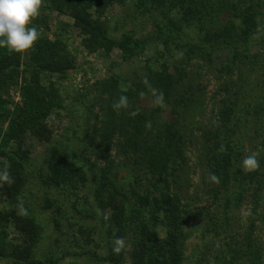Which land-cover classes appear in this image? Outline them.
<instances>
[{
    "label": "trees",
    "instance_id": "trees-1",
    "mask_svg": "<svg viewBox=\"0 0 264 264\" xmlns=\"http://www.w3.org/2000/svg\"><path fill=\"white\" fill-rule=\"evenodd\" d=\"M48 8L57 13H68L74 26L82 34L86 47L91 50L111 51L118 49L123 57L132 58L143 53L149 46H160L166 55L177 51L175 60L170 63L156 61L157 67L147 66L143 78L133 82L130 87L121 88L115 78L98 82L94 87L105 101L100 105V112L95 114L97 123L92 126V143L100 152L101 158L109 155L112 148L131 159L139 176L138 183H145L146 194L133 193L139 207L148 208L150 218L161 223L166 232L163 238L151 233L147 222H139L138 232L130 254L131 264H182L181 243L183 238V209L180 205V186L174 165L182 166L185 140L180 131L183 124L179 121L185 112L200 105L202 96L196 92L193 82L197 71H189L190 62L202 60L205 68L216 70L219 81L218 111L212 129L203 134L207 158L210 193L214 197L228 193L235 187H242L236 201L251 193L252 200L258 203L264 186V151L258 156L260 167L253 171L242 168L243 154L241 145L237 147V131L245 127L249 120L261 122L264 114V87L260 95L249 91V77L262 71L263 65L259 53H249L251 43H258L264 51V10L261 0H131L132 6L141 14L158 12L160 22H156L153 35L134 38L124 35L120 40L110 38L105 25L99 20L105 11L114 4L123 5L125 0H44ZM166 10V11H165ZM169 12V14L167 13ZM174 13L171 16V13ZM93 15L96 18H93ZM195 24L200 32L198 39L190 37L186 29ZM222 50L228 55L221 64L213 60V54ZM173 56V55H172ZM160 58V59H161ZM20 53L0 48V90L11 83L19 74ZM72 62L65 46L58 40H38L29 55L24 70L32 73L31 81L24 80L21 88V102L16 105L8 118L7 140L13 142L16 150L4 152L5 162L10 165L9 172L13 182H0V197L10 208L0 212V258H11L13 264L27 262L37 240V227L31 215V209L24 198L23 171L29 162V154L23 149L28 134L40 141L50 142L51 135L43 120L49 115L56 90L43 87L39 82L41 73L63 74L71 69ZM147 80L153 87L164 94L163 105L169 108L173 119L163 122L158 114L162 106L150 112L139 110V115L131 117L128 113L137 109L135 106L144 92L154 99L144 83ZM121 95L128 97L131 108L114 110L113 103ZM243 119V121H241ZM151 121V128L145 122ZM181 125V126H179ZM255 142L251 147L259 151L264 148V137L253 123ZM254 138V139H253ZM239 141V140H238ZM241 164V165H240ZM210 175L219 178L218 183L210 180ZM104 180L106 178L103 177ZM46 182L56 189L70 186L76 188L86 183V177L78 166V160L56 146L49 149L48 175ZM105 184L99 185L95 198L103 203L102 193ZM247 188V190H246ZM245 193V194H244ZM117 192L110 193L107 206H113L114 212L105 220V235L110 240L105 256L99 259L108 264H123L125 252H113L114 240L124 238L133 221L127 214L124 198H118ZM124 195V194H122ZM243 196V197H242ZM123 197V196H122ZM23 201L27 214L18 211L19 200ZM224 207L229 209L230 201L226 198ZM240 202V201H239ZM105 204V203H103ZM136 214L141 215L136 210ZM12 225L20 236L15 245L6 244V229ZM58 226V223H56ZM238 255L237 250H233ZM233 257L228 264H235Z\"/></svg>",
    "mask_w": 264,
    "mask_h": 264
},
{
    "label": "rangeland",
    "instance_id": "rangeland-1",
    "mask_svg": "<svg viewBox=\"0 0 264 264\" xmlns=\"http://www.w3.org/2000/svg\"><path fill=\"white\" fill-rule=\"evenodd\" d=\"M261 1V8L264 10V0ZM173 14L172 12L170 15ZM93 18L96 16L93 15ZM99 20L104 23L106 34L116 40L124 35H132L138 39L151 36L155 32V23L160 22L158 12L141 14L132 6L131 0H125L123 5L110 6ZM33 25L38 26L39 40H58L65 46L72 67L63 74L39 75L40 84L56 90L57 97L49 115L43 120L51 135L50 142L40 141L28 134L23 144V149L29 154V162L23 171L22 192L37 227V240L30 258L21 264H108L99 257L106 255L110 243L105 235V220L114 212L113 206H107V202L109 194L115 192L118 198H124L127 214L135 221L129 229L131 231H127L125 235L130 248L124 251L123 264H131L130 254L140 220L147 222L150 232L155 233L158 238L164 237L166 229L161 223L160 214L156 215L157 222H154L150 218L149 209L135 203L132 192L145 195L147 186L145 183H138L139 174L131 159L120 155L116 148H112L109 155L101 158L100 152L92 143V126L97 123L95 114L100 112V105L105 101L94 86L113 77L121 88L130 87L133 82L144 77L147 66L157 67L156 61H162V54L164 60L171 63L178 52L171 51V55H166L162 47L149 46L143 53L125 58L118 49L109 52L102 49L91 51L86 47L82 34L74 26L68 13L50 10L45 1L39 16L30 27ZM186 33L195 39L201 35L195 24L188 27ZM33 49L34 47L20 53L17 78L0 90V164L5 162L4 152L16 150L15 144L6 137L8 118L22 100L24 80L32 79V73L24 70V66ZM249 53H259L258 61L263 65L261 72L248 78L247 89L259 96L264 87V51L254 42L249 46ZM226 55L228 53L222 50L220 54H213L212 59L221 64ZM189 65V71H197L201 67L197 81L193 84L198 97L199 93L203 96L200 105L194 106L179 119L180 122L183 120L182 126H179L185 140V161L182 166L174 165V174L179 176L177 186H180V205L184 215L182 264H228L233 257L238 258L235 264H264V186L258 203L252 200V192L249 193L247 188L245 196L236 201L241 193V186L216 197L210 193L203 134L215 124L219 107L217 102L220 99L219 81L216 70L212 67L207 70L204 61L196 60ZM156 106L150 97L143 95L135 107L140 111L150 112ZM158 117L163 122L173 119L165 105ZM259 120V125L255 120H249L244 128L237 131L235 141L239 142L237 147L241 145L238 150L244 152L243 159L252 152H257L251 147L255 143L251 135L254 134L253 123L264 137L263 113ZM51 146L77 157L78 166L86 177L84 185L56 189L47 184ZM102 183L105 184V191L101 199L105 204L95 198ZM226 198L230 201L229 209L224 207L223 201ZM9 209L0 197V212H7ZM136 210L141 215L138 216ZM6 232V244L15 245L19 242L20 236L12 225L8 226ZM234 249L238 251V255H234ZM0 264H13V260L0 258Z\"/></svg>",
    "mask_w": 264,
    "mask_h": 264
},
{
    "label": "clouds",
    "instance_id": "clouds-1",
    "mask_svg": "<svg viewBox=\"0 0 264 264\" xmlns=\"http://www.w3.org/2000/svg\"><path fill=\"white\" fill-rule=\"evenodd\" d=\"M44 0H0V48H7L11 52L24 53L32 49L40 39L38 26H31L34 19L40 14V9L43 6ZM148 92L151 93L153 104L163 106L164 94L160 89L153 87L147 80L144 81ZM145 95L144 92L140 93ZM114 110L129 109L128 97L121 95L118 101L113 103ZM131 117L139 115V109H135L128 113ZM147 129L151 128V121L145 122ZM260 151L252 152L244 157L242 165L245 171H253L260 167L258 156ZM10 165L5 164L0 170V182L11 184L13 182L9 172ZM210 180L214 183L219 182V178L215 175H210ZM19 200V198H18ZM18 211L26 215L23 201L19 200ZM130 248L124 238L114 240L113 252L120 254L122 251H127Z\"/></svg>",
    "mask_w": 264,
    "mask_h": 264
}]
</instances>
